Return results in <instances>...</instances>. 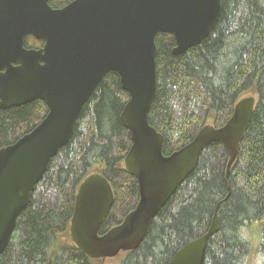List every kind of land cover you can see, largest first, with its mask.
I'll use <instances>...</instances> for the list:
<instances>
[{"label": "water", "instance_id": "1", "mask_svg": "<svg viewBox=\"0 0 264 264\" xmlns=\"http://www.w3.org/2000/svg\"><path fill=\"white\" fill-rule=\"evenodd\" d=\"M48 2L0 0V108L40 100L47 109L34 127L0 148V254L50 159L71 138L83 105L114 72L128 95L120 114L131 143L123 166L137 181L138 201L100 233L113 190L103 175L90 173L77 187L68 227L82 253L105 260L138 247L208 145L224 146L228 177L255 96L240 97L223 125H202L188 143L164 155L163 136L148 122L157 87L155 37L171 35L172 53L184 54L213 30L222 0H72L59 8ZM27 35L43 45L26 48ZM218 230L216 206L207 231L180 246L168 264H203L209 238Z\"/></svg>", "mask_w": 264, "mask_h": 264}, {"label": "trees", "instance_id": "2", "mask_svg": "<svg viewBox=\"0 0 264 264\" xmlns=\"http://www.w3.org/2000/svg\"><path fill=\"white\" fill-rule=\"evenodd\" d=\"M71 1L49 3L59 8ZM155 43L157 87L148 122L163 136L164 155L188 143L202 125H223L240 97L253 93L255 106L228 177L226 151L209 163L204 150L218 143L205 147L194 170L152 219L144 240L119 253L114 264H168L180 246L207 231L216 206L219 230L209 238L203 264H237L256 249L241 242L236 230L245 226L252 234L264 233V0H222L213 30L184 54L172 53L169 34H157ZM42 45L32 35L24 39L25 47ZM127 99L119 76L107 73L35 186L34 192L39 184L52 189L57 199L41 201L32 194L0 264H96L71 242L68 227L77 187L90 173L103 175L113 190L100 233L138 201L137 181L123 166L131 144L120 119ZM36 111L40 117H34ZM46 111L40 100L0 108V148L34 127Z\"/></svg>", "mask_w": 264, "mask_h": 264}, {"label": "clouds", "instance_id": "3", "mask_svg": "<svg viewBox=\"0 0 264 264\" xmlns=\"http://www.w3.org/2000/svg\"><path fill=\"white\" fill-rule=\"evenodd\" d=\"M236 237L256 249L254 255H243L237 264H264V233L252 234L245 226H240L236 232Z\"/></svg>", "mask_w": 264, "mask_h": 264}, {"label": "rangeland", "instance_id": "4", "mask_svg": "<svg viewBox=\"0 0 264 264\" xmlns=\"http://www.w3.org/2000/svg\"><path fill=\"white\" fill-rule=\"evenodd\" d=\"M248 94H253V93H248ZM40 109L44 110L42 107ZM40 116L41 114L36 111V113L34 114V117L37 118ZM224 151H226L224 146L218 143L216 145L206 148L204 150V154L208 155L209 163H214L216 160L219 159L220 155H224ZM33 197L41 201L57 199V195L52 189H49L46 186L41 185V184L38 185L37 190L33 193ZM254 254L255 252L254 253L250 252L249 255H254ZM116 259H117V256L113 258H107L105 260L99 259V260H96V264H114Z\"/></svg>", "mask_w": 264, "mask_h": 264}, {"label": "flooded vegetation", "instance_id": "5", "mask_svg": "<svg viewBox=\"0 0 264 264\" xmlns=\"http://www.w3.org/2000/svg\"><path fill=\"white\" fill-rule=\"evenodd\" d=\"M49 3V2H48ZM49 5L51 6V7H53L50 3H49ZM63 7V6H62ZM53 8H56V7H53ZM41 47V46H40ZM40 47H38V48H40ZM26 48H28V47H26Z\"/></svg>", "mask_w": 264, "mask_h": 264}]
</instances>
